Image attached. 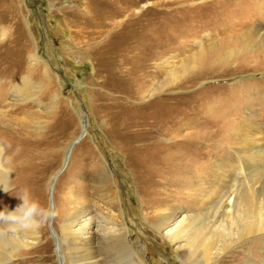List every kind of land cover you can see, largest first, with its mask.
<instances>
[{
	"label": "rangeland",
	"instance_id": "obj_1",
	"mask_svg": "<svg viewBox=\"0 0 264 264\" xmlns=\"http://www.w3.org/2000/svg\"><path fill=\"white\" fill-rule=\"evenodd\" d=\"M135 1L0 0V188L11 187L10 192L0 193V209H15L22 202L16 195L28 188L42 206L51 204L57 210L54 219L38 228L40 240L29 249L17 246L14 232H9L11 238L3 233L9 225L0 224V264H62L56 247L63 238L60 223L87 209L104 217L124 211L129 240L141 264H186L181 252L157 229L158 212L166 215L182 207L180 213H202L209 232L219 229L224 239L236 240L245 232L243 226L235 227L238 233L231 236L229 230L234 228L224 222L220 228L212 227L207 213L232 187L229 171L245 138L252 130L264 132V6L257 9L253 0ZM85 18L90 23L86 28ZM203 40L205 52L199 50ZM150 59L153 65L148 67ZM182 59L193 67L180 86L165 87L152 97L147 96L149 91L143 97L129 92L136 85L143 90L157 71L166 74L173 64L181 67ZM132 68L137 69L138 80L131 89L123 85L126 91L119 94L117 88L125 81L120 76ZM161 74L156 81L165 79ZM161 110L160 122L176 134L168 136L165 131L159 136L165 149L154 156L165 160L162 167H152L154 178L146 180L149 172L140 162L148 160L153 150L146 146L141 157L136 148L143 143L132 139L144 132L138 127L156 126ZM171 138L176 145L168 144ZM172 161L175 164H169ZM166 167L170 168L162 169ZM109 171L115 182L100 181L98 175ZM220 171L226 176L222 181ZM109 188L118 191L120 209L109 203ZM260 237L263 241L256 244L239 243L215 264L264 262V234ZM106 249L105 254L114 255L109 245ZM232 253L239 254L231 258ZM108 259L95 264H109ZM118 262L127 264L125 258Z\"/></svg>",
	"mask_w": 264,
	"mask_h": 264
},
{
	"label": "bare ground",
	"instance_id": "obj_2",
	"mask_svg": "<svg viewBox=\"0 0 264 264\" xmlns=\"http://www.w3.org/2000/svg\"><path fill=\"white\" fill-rule=\"evenodd\" d=\"M253 1L255 3L254 7H256L257 9L261 8L262 6H264V3H262L264 0H253ZM135 2H138V1L136 0ZM130 3L131 2H129V4ZM133 3H134V0H133ZM165 3L167 4V1ZM165 3H163V4H165ZM163 4H161V5H163ZM238 4H240V6H242L241 2H238ZM259 5H260V7H259ZM122 6H121V8H122ZM136 6H137V4H136ZM138 6H139V4H138ZM123 8H125V7H123ZM127 8H125V9L127 10ZM247 8L249 9V7H247ZM162 11L160 9V12H162ZM94 12L95 11H93V13ZM164 12H166V11H164ZM139 13H140V10H139ZM139 13H137L136 15H138ZM158 14L162 15L161 18H167L165 13H164L165 17L163 15V13H158ZM90 15H92V14H90ZM134 15H135V13H134ZM148 15L150 16V14H148ZM81 16H84V15H80L79 17H81ZM144 16L147 17L145 14H144ZM154 17H155L154 18V20H155L156 16H154ZM161 18H159V20H161ZM106 19H107V21L109 20V18H106ZM149 19L150 18H148V20ZM85 20H86V18H85ZM87 20H86V23H85V28L87 27L86 25L90 26V23H88ZM156 20H155V22H156ZM138 21L139 22H137V24L138 23L140 24V20L139 19H138ZM143 21H144V18H143ZM81 23H84V19H83V22L81 20ZM107 23H109V22H107ZM132 23H130V24H132ZM151 24H152V22H151ZM156 24H157V22H156ZM156 24H155V29H156V27H158V25H156ZM106 25H108V24H106ZM96 27H97V25H96ZM134 27H136V25ZM262 27H263V25L260 24L259 31H263ZM151 29H154V28L151 27ZM88 33H90V32H88ZM108 33H109V31H108ZM90 34H93V33H90ZM262 34H264V32H262ZM116 35H114V36H116ZM139 35L141 36V33H139ZM143 35L145 37V34H143ZM146 35H148V34H146ZM208 35L210 36L211 34H208ZM123 37H125V36H122V38ZM112 38L113 37H111V39ZM141 39L138 40L137 44H139V41ZM142 40H144V39H142ZM111 41H109V42H111ZM113 41H114V39H113ZM113 41H112V45H113ZM116 41H118V40H116ZM128 41H130V40H128ZM109 42H106L107 45H108ZM115 43H117V42L114 41V44ZM119 43L120 42H118V44ZM142 43H144V41ZM205 43H206L205 40L200 42L199 50L201 52H203L205 50L203 48L204 45L206 46ZM212 43H213V41H212ZM112 45H111V47H112ZM115 45H113V46H115ZM103 46H105V44H103ZM118 47H119V45H118ZM124 48H126V47H124ZM113 49H115V48H113ZM137 51H139V50H137ZM116 52H121V51L117 50V48H116ZM125 52H126V50H125ZM152 52H153V50H152ZM119 54L120 53H118V55ZM111 55H113V54H111ZM126 56L127 55H125V57ZM112 57H114V56H112ZM120 58L121 57H119V59ZM257 58H258V55H257ZM116 59H114V60L117 62L119 59L118 60H116ZM248 59H246V60H248ZM153 60H151V59L149 60L148 63L150 65H147L148 67L153 65V62H152ZM182 60L183 61L181 63V67H180V65L177 66V65L173 64L174 67L167 69L166 70V72H167L166 74H164L162 72V74L165 75V79L164 80L156 81L158 79L156 76L161 74L160 71H159L160 74H157L158 73V71H157L155 73V76L152 77V79H149V83H148L147 87L142 85L143 86V90H140L137 85L136 86L132 85L135 81L138 80V79L135 80V76H136L135 74H137L136 73L137 69L136 68H132V70H130L131 69L130 68L129 71H127V72L125 71V73L122 75V77L120 76V80L124 76L125 81L123 82V84L120 82L122 85L120 84L121 86L119 88H117L119 90V94L124 93L126 91L125 89H131V87L129 88V86H131V85L133 86L132 87L133 89L129 90V92L130 93L132 92L135 95L137 94L136 96H140V97L141 96L143 97L144 95H146V92H148V91L149 92H148L147 96H151L152 97L156 92H158L159 90L161 91V89H164L165 87H166L165 89H167L168 87H171V88H174L175 86L177 87L179 85V83L181 82V80L187 76L189 70L193 67V66H190V65L188 66L187 61L185 59H182ZM205 60H206V58H205ZM208 60H209V58H208ZM211 61H212V59H211ZM120 62H122V59H120ZM123 65H125V64H123ZM214 65H216V64H214ZM115 66H113L112 68H114ZM215 67H217V66H215ZM219 67L220 66H218V68ZM116 68H118V67H116ZM205 68H207V66ZM209 68H207V71H208ZM123 69H121V70H123ZM97 70H98V68H97ZM237 70H238V68H237ZM108 72H110V71H108ZM199 72H198V74H199ZM201 73H202V71H201ZM211 73H213V72H211ZM205 74L207 75V72ZM203 75L204 74H202L201 76H203ZM116 76H117V73H114L112 77L114 78ZM118 76H119V74H118ZM113 78H110L111 81H112ZM200 78L202 79V77H200ZM123 85H125V89L122 87ZM185 85H186V83H185ZM109 86H112V85H109ZM114 88H115V85H114ZM175 89H179V87L175 88ZM124 95H126V94H124ZM117 101L120 104H124V106L127 109L130 108L131 110H133V108H134V107L131 108L132 107L131 105H129V106L126 105L127 103L126 104L123 103V102L121 103L120 100H117ZM152 103L154 104V103H158V102H152ZM122 112H123V110H122ZM162 112L163 111L161 110L160 113H159V116L155 115L156 116V122H155L156 126L154 124L150 123L153 126H140V127H138V128H141L140 130H144V132L142 131L140 133V135H139L140 137H137V138L133 137V139H132L134 141L136 140L139 143L142 142L143 144H146V145H143V144L140 145L139 144V147L136 148L137 154L140 155L141 157L143 156V154H142L143 151L142 150H144L146 146L149 147V149L153 150V154L151 152L149 153L150 156H149L148 160L143 161V159H142L141 160L142 162H140L141 168H143V167L147 168V171L149 172L147 175L145 174L147 176V177L146 176L144 177L146 180L149 177L150 178H154V177H152L153 174L151 172L152 167L153 166L157 167V166H159V164L162 167L163 166L162 161L165 160L163 158H158V157L154 156V155H157L155 153H159L161 151L163 152V149H165V148L161 147L165 143L163 141H160L159 136H162L163 134H165L164 133L165 131H166V133L168 132L167 133L168 136L171 135L172 133H175V130H173L170 126L166 129L167 123L165 124V122H163V121L160 122V120H161L160 118H161V113ZM144 127H146V128H144ZM259 132H257L256 130H252L250 138H247V137L245 138L244 147L238 153L237 162L234 164L231 172L229 171V174L231 175V177L233 179L232 184H231L232 187L231 188H227L223 192L222 197H220V199H219L220 202L216 200V202H219V204L217 205L216 208H214V210H210L208 208L211 212L207 213V215H210V219H211V222H212V227L214 225L215 227L218 228L219 225L222 224V222L230 223L231 226H233L232 228H234V230L233 229L229 230V232L231 231L230 232L232 234L231 236H233L234 233H238L237 231H235V227H237L239 230H240V228H242V226L245 228V232L243 234H240L237 239L235 238L236 240L229 238L230 241L227 242V240H229V239H224L225 235H223L222 231H218L219 229H216L215 233H210L207 221H205L203 219V217H205V215L202 214V213H199V214L195 213L196 215H191V214H187V213H184V212L180 213V212H182V209H181L182 207H179L178 210L176 212H174V213H170V214L164 215L161 212H158L156 214L155 218L157 220H156L155 223L157 225V229L163 232V234L167 237V239L171 242V244L173 246H175V249L178 252H181L182 257H183V259H184L186 264H215V263H217V261L219 262V261H221L223 259V257H225V256H223L224 254L230 253L232 251V249L234 247H237L239 245V243H241V242H245V243L251 242L252 244L255 242L254 244H256V242H262L263 241V238L260 237V234H264V132L261 133V134H259ZM177 135H174V136H177ZM165 139H166V137H165ZM128 142H129V140H128ZM174 143H176V142L173 141L172 138L168 142V144L171 145V146L176 145ZM135 144H134V147H135ZM136 145L138 146V144H136ZM165 146H167V145H165ZM160 155L161 154H159V156ZM169 158H170V156H169ZM182 158H184V157H182ZM191 161L192 160L189 159L188 163H191ZM175 162L172 161V162H169V164H175ZM163 163H164V161H163ZM184 163H182V166H184ZM0 165H1V159H0ZM191 166L193 168L194 164L192 163ZM184 167L186 169H188L190 166H189V164H186ZM169 168L166 167V168H162V169L167 170ZM180 169H181V167H180ZM189 169H191V167ZM172 170L173 169L171 168V170L169 172H171ZM176 170H178V169H176ZM261 171H263V172L261 173ZM185 172H187V171H185ZM172 173H174V172H172ZM177 173L178 172L176 171V173L173 174V175H176ZM220 173H221V176L220 177L218 176L219 177L218 179H219V181H222V180H224L223 178L226 177V176L221 171H220ZM168 174H170V173H168ZM98 176L100 177V181H102V182H104V180H107V179H109V181L111 179L113 183L115 182L112 179L113 177H112L110 171H109V173L106 172L105 174H100ZM213 176H215V175H213ZM208 180H210V179L208 178ZM213 183H215V182L213 181ZM161 184L163 185L162 182H161ZM213 185H215V184H213ZM162 188H164V187H162ZM223 188L225 189V187H223ZM218 189H220V188H218ZM2 191H3V186L0 188V193ZM157 191H158V193L159 192H161V193L164 192L163 189H161L160 191H159V189H157L156 192ZM218 191L219 190H217V192ZM108 192H109L108 197H109V200H110L109 203H112L113 205H118V208L120 209V207H119V198H118V194H117L118 191L115 188L114 189L109 188ZM214 195H215V193H214ZM220 196H221V194H220ZM211 197H209V198H211ZM213 197H215V196H213ZM212 199H214V198H212ZM157 206L159 207V205H157ZM100 213L101 212H93L92 210H88V209L87 210H80V212H75L62 225L60 223V227L62 228V236H63V238H61V239L59 238V242H58V244H56V247H57V250H58V253H59L58 254L59 255V259L62 262V264H95L96 262H100L101 261L100 259H103V260L108 259L107 257H109V259H108L109 262L111 261L109 264H114L118 260H121L122 258H125L127 260V264H141V263H143V261L139 257V254H138L137 250L133 246L132 242L129 240L130 230L127 227L126 221L124 220V217H125L124 211L120 210V212L118 214H116L115 217L111 216V215H109V217H104L102 215V213L101 214ZM11 228L15 229L14 231H11V233L14 232L13 234H11V236L13 235L12 239L14 240L15 244L17 246H19L20 248L22 247V248H25V249H29V248H31V246L35 245V241L37 242V241L40 240V232H39L38 228H24L22 232L17 229L16 225H12ZM17 231H18L19 234L17 233ZM232 231H233V233H232ZM9 232L10 231L6 230L3 233L5 235H8V237H9L10 236ZM54 233H56V232H54ZM56 235L58 236L57 233H56ZM226 236H228V235H226ZM229 236H230V234H229ZM9 238H11V237H9ZM108 245H109V248L114 250V252L112 253V254H114L113 256H111V254H110L111 252L109 253V255H107V253L105 254V252H104L105 250H109V249H106V246H108ZM232 254H231L232 256L231 255H229V256L231 258H234L239 253L237 255H234V253H232ZM99 256L101 257L100 259L98 258ZM103 256H105V257L103 258ZM250 256H251V254H250ZM114 258H115V260L116 259H118V260H116V262H115ZM85 260H87V261H85ZM83 262H86V263H83ZM120 263L118 262L116 264H120ZM241 263L237 262V264H241ZM233 264H234V261H233ZM246 264H254V263L250 259L249 261H246ZM256 264H264V262H260V263L257 262Z\"/></svg>",
	"mask_w": 264,
	"mask_h": 264
},
{
	"label": "clouds",
	"instance_id": "obj_3",
	"mask_svg": "<svg viewBox=\"0 0 264 264\" xmlns=\"http://www.w3.org/2000/svg\"><path fill=\"white\" fill-rule=\"evenodd\" d=\"M3 191L10 192L11 187L3 186ZM22 202L15 209L9 210L7 206L0 209V224L9 225V231H14L12 225L19 228H39L51 221L57 215L54 205L44 207L36 199H33L28 188H24L16 195Z\"/></svg>",
	"mask_w": 264,
	"mask_h": 264
}]
</instances>
